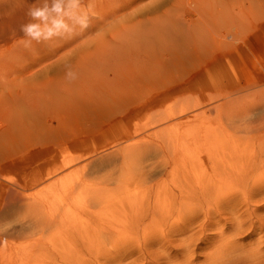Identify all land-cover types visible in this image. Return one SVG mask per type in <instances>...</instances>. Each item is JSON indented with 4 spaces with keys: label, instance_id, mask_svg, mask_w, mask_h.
I'll return each instance as SVG.
<instances>
[{
    "label": "rangeland",
    "instance_id": "1",
    "mask_svg": "<svg viewBox=\"0 0 264 264\" xmlns=\"http://www.w3.org/2000/svg\"><path fill=\"white\" fill-rule=\"evenodd\" d=\"M186 1L86 0V2L94 4L97 13V18L93 20L92 26L86 32L72 40L59 44L54 43L51 46L37 45L36 51L32 52L25 50L18 42L22 36V33L19 31V25L27 20L25 12L28 5L24 0H0V264H10L9 253L11 250H14L18 245H26L25 241L30 237H38V235H29L33 233L30 230V226L33 225L35 220L36 222H40L37 219L42 220L41 217L44 215L42 212L53 207H70L82 204L84 202L83 192L85 190V193L90 191V188H92L90 186L91 183H95L92 184L93 187L96 185L95 187L103 186L106 189H114L113 186L117 187L115 182L119 181L116 178H120V174L118 173L123 175L121 177L128 176L129 173L133 176L134 171L132 172L131 170L137 171L138 169L137 166L132 164L131 167L127 163L125 164V168H128V171L124 167L122 168L125 165L120 166L122 161L119 155L116 159V168L115 165L107 169L104 167L114 157L109 158L110 161L106 162L103 158L100 159L101 154L99 153H112L119 146H115L114 139L110 135H107L112 131L111 123L105 121L100 115L90 112L89 109H85L83 104L77 102L79 100L82 101L85 92L92 91L85 83L90 81L93 86V80L99 75L93 69L97 68L98 65L103 66L105 65L103 63L108 64L113 62L124 64L129 62L147 63L150 69L152 68V70L157 72L156 78L148 79L147 77H142L136 82L138 87L136 90L139 91V98L136 104L149 101L150 95L154 94L156 96V94L163 93L167 89L170 90L182 84L187 85L182 89H174L168 95L161 97L158 99L160 102L156 100L154 102L155 105L145 106L144 110L141 109L140 111L130 110L126 115V127L140 129L139 135L133 139L137 141L141 137L140 135L143 136L149 133L150 136H148L149 134L146 135L148 137L145 136L148 143L154 141L156 144H163V140H165L164 146L167 144L166 146L169 147L166 148L167 151L165 150L167 153L165 152L166 154L162 155L168 161L174 157L180 161H176L175 164L173 163V165H176L173 167L170 166L172 165V161L168 165L169 162L161 154L156 153V156L157 154L158 156L161 155V158L165 160V163L167 161V163L164 166L162 164L164 162H161L162 167L159 164L153 168L155 170H146L147 173L149 171L148 175L153 174L155 177L152 183L158 181L160 177L159 181L163 182L165 180L164 182H166L167 180L168 182L169 180L172 186L169 182L167 183L168 186L173 187L175 180L166 174L170 171L173 172L179 164H184V162L190 167L189 161H195L189 157L194 156L195 158L197 155L200 156V154H196V151H199L197 153L203 152L206 147V140L198 139L197 141L194 139L197 136L201 137L205 135L207 139V135L210 134L205 133L212 132L215 134L214 138L218 142L210 138L213 136L212 134L207 141H216L220 146L227 143L226 145H229L228 147L231 148L230 146H233L235 143L232 142L233 145H230L228 142L236 140L235 137V139L231 140L230 137H233V134L235 136L238 134L236 137L239 140L243 137L241 141L237 139L239 143L236 144L238 146V144H243V139H247L246 141L248 142L250 138L252 141L251 137L254 134V128L264 127V0H199L202 4L206 1V5L204 3L202 7L204 9H208L209 5L212 4L216 10L223 6L232 7V4L236 5L235 7L237 5L242 6L243 9L233 19H229V17L221 19V16L211 15L216 11L208 13L207 9L199 14L181 12L180 8H183L182 2L185 4ZM189 1L188 4L190 6L195 5V3H189ZM191 1L194 2V0ZM230 3L232 4L230 5ZM114 15L115 17L113 18ZM217 24L219 26L214 27ZM199 42L200 45H194L196 46V50L194 51L193 43ZM53 50L55 52L52 55ZM152 54L156 55L149 62L148 58ZM65 59H69L80 73L79 79L70 85L65 82L63 77L62 65ZM92 70L93 76H90ZM149 72L152 71L150 70ZM204 78H206V81ZM201 81H205L206 83L209 81L210 84V81H212L214 83H212L213 85L204 84V88H201ZM196 103L200 106L198 107L197 105L196 107ZM188 108L190 111H186L189 110ZM210 108L211 110H209ZM169 111L174 113L185 111L181 114V118L175 119L172 122H165L164 125H161V127L170 126L172 129L174 128V132L178 129L176 133H173L172 139L176 143H182V145L184 142L189 144H193V141L195 144L202 142L203 146L205 143L204 148L199 147V150L195 149L189 156H185L183 153H180V148L177 149L180 152L175 150L174 147L177 148L175 142L173 143L176 146L172 150L173 144L168 143L170 139L168 141L165 132L157 133L158 136L156 135V137L153 136L155 132L152 133L151 131H158L157 129L161 128L154 129L152 127L156 117H161L157 115L161 114L163 116ZM193 113L199 118L195 119L193 117L195 119L193 120ZM202 113L203 117L201 116ZM186 117L192 119H188V124H186ZM50 119H53L55 123L51 124ZM182 120L185 121L183 124L185 123L187 126H183ZM229 122L230 124H228ZM222 125H226L227 129L232 131L229 132L231 133L230 135L228 134L229 138L227 137L231 141L228 139L224 140L227 133L225 134V138L221 135L220 138L216 137L217 134L219 135L221 131L226 129V127L223 129ZM141 129L144 134L141 132ZM217 129H221V131L217 133ZM227 129L226 131H229ZM183 132L186 134L183 135ZM159 137L161 138L159 139ZM133 139L129 144L135 143ZM172 139L171 142L173 141ZM221 141L223 142L221 143ZM247 142L244 144L247 145ZM201 149L202 151H200ZM173 151H175V156L171 153ZM211 151H214L213 154L215 152L218 154L219 152L210 149V153H212ZM92 153H95V155L89 157ZM168 153H171L170 160L167 157L169 156ZM203 153L205 155L196 157V159L198 158L199 160L200 158V161L204 162L203 164H205L207 171L209 169L211 171V168H209L211 164L208 166L209 162L206 160L208 153L206 151ZM151 154H149L150 156L147 155L149 156L148 162L154 161L151 158ZM155 159L158 160V157ZM66 163L71 164L66 166ZM216 163L219 162L216 161ZM181 167L183 168V165ZM168 168L173 170L169 169L167 171ZM117 169H121L120 171L122 172ZM129 169H131L130 172ZM221 169L222 166L220 167ZM180 170L179 172H174L178 173L179 176V173L184 169ZM217 170L219 169L217 168ZM123 172L129 173L125 175ZM159 172H161V175ZM94 173L96 175L92 177ZM218 173L220 175V171ZM90 174L92 175L90 176ZM130 174L129 177L131 176ZM176 174L175 177H177ZM137 175L135 173L134 177ZM100 176L109 178H105L109 180L107 181L109 183L105 182V180L101 182L99 180ZM132 178L130 177L131 180ZM215 178L218 177L215 176ZM215 178L214 180H216ZM40 179H42V183H36V180ZM134 179L137 178L135 177ZM84 180L88 181L89 185L86 183L85 186H82L86 182ZM111 180L114 181L110 183ZM112 183L115 184L112 185ZM135 183L138 182L136 181ZM146 184L148 187V182ZM135 185L137 186L138 184ZM130 186H128L129 189L135 188L134 186H131L133 188ZM139 186L141 187L142 183ZM194 186L196 185L194 184ZM247 187L245 189H236V193L232 196L233 199L231 200L226 199L224 202H219L215 198H209L210 200L207 199L209 201H200L201 204L205 203L203 205L200 202L198 203L199 210L197 208L191 209V213L188 209L187 213L189 216L185 213L183 214V220L185 216L187 217L184 232L176 227L172 229L174 233H167L163 239L160 237L151 238L150 241H147L148 244L145 245L147 248L145 246V248H142V252L133 251V256L125 258L118 264H132V262L133 264H151V262L152 264L153 262L154 264H253L251 258L255 256L253 255L254 252L260 250V246H262L260 247L261 249L264 248V244H260L261 242L264 243V239L261 237L263 236L264 238V228L260 227V224L264 223V194L260 195L259 198H257V194L251 196V191ZM246 192L248 193L246 194ZM248 197L249 199H247ZM253 199H256V201H253ZM23 202H28V204L40 202L41 210L37 211L36 216L32 213V217H24L23 219L21 215L24 214L20 210ZM174 210L177 209H173L172 212ZM247 210L248 212H246ZM172 212L169 214L170 218L176 215L175 211ZM254 212L257 215L254 216ZM245 217L246 220L244 219ZM76 221L64 222L63 224H69V227L65 229L76 226L74 225ZM169 224L163 226L162 229L168 230L174 225ZM237 224L238 226L242 225V228L240 226V228L237 227ZM255 225L263 229H260L261 232L263 231V234L257 231L259 227L256 230ZM59 227L55 230L52 228L51 234H54ZM243 227L244 229L247 227L245 229L247 231H243ZM238 228L239 231L236 234L235 231ZM65 229L63 228L62 230ZM27 231L29 234H27ZM256 231L259 235L253 234ZM46 235L48 234H44V236ZM232 235L235 237L232 238ZM257 235L260 238L256 237ZM113 236L110 237V240L114 239L112 242H116V246L119 245V247L120 245L122 246L123 240L126 243L134 241V244H132L135 246L144 242V239L149 238V234L141 235L140 233H134L131 237L126 238L125 235L119 238V240L122 239L119 242L117 240L119 235L118 237L115 235L114 238ZM143 236L144 239L142 240ZM108 239H103L104 251L101 249L102 254L105 253L107 255H103L104 257L101 255V258L99 255L101 252L94 251L100 257L96 260L90 256L86 262L87 264H117L118 259L116 262H113L111 258L114 257L113 254H117L116 250H114L115 248H113L114 251L112 250L111 245L113 243L109 242ZM157 239H159V242ZM252 239H256V241ZM128 245H131V243H128ZM166 248L167 253L172 254L173 252V255L169 256L171 258H164L167 256L161 250ZM252 248L257 250H251ZM117 249L119 248L117 247ZM191 249L194 251V254ZM84 250H82L83 255L88 252V250ZM89 250H91V247H89ZM143 251L147 252L148 255ZM108 253H110L111 257ZM141 254L143 255L141 256ZM214 255L217 257H214ZM13 256H16L14 252ZM222 256L223 258L227 256L226 260L229 256L231 261L229 259L230 262H226L225 259L222 260ZM248 256H251V258ZM64 259L61 257V259L53 260L52 264H70ZM33 260H35V263L40 261L36 255L35 258L33 255H29V264ZM262 260L264 261V259Z\"/></svg>",
    "mask_w": 264,
    "mask_h": 264
},
{
    "label": "bare ground",
    "instance_id": "2",
    "mask_svg": "<svg viewBox=\"0 0 264 264\" xmlns=\"http://www.w3.org/2000/svg\"><path fill=\"white\" fill-rule=\"evenodd\" d=\"M188 1L189 0H187L186 1L187 3L185 2V4H184V2H182L183 8H180L181 12L189 13V14H199V13L204 12L207 9V8H205V9L202 8L203 4L206 1L202 4L199 0H196V1L194 0V2H192L190 0L191 2L189 1V3H192V4L195 3L194 6L191 5L192 7L190 6V4H188ZM202 1H204V0H202ZM219 1H218V3H219ZM175 2H176V0H175ZM209 2H212V1H209ZM231 4L232 3H230V5ZM205 5H206V3H205ZM212 5H209L210 7L207 9V11H209L208 13H212L213 11H216V12L212 13L211 15H218L219 17L221 16V19L222 18L227 19L228 17H229V19H233L236 16V14L240 13V10L243 9V7L240 5H237V7H235L236 5L232 4V7L223 6V7L217 8L218 10H216L213 8ZM114 17H115V15L113 16V18ZM112 21H114V19H112ZM108 24H111V23H108ZM218 26H219L218 24H217V26L214 25V27H218ZM194 45L198 46V45H200V42L196 43V44L193 43V46ZM196 46H194V51L196 50L195 49ZM54 52H55V50L52 51V55ZM155 55L156 54H152V56L148 58L149 62H150V59L152 57H154ZM169 60H171V59H169ZM163 62H165V61H163ZM103 64H105V65H103V66L98 65L97 68L93 69V70H96L97 73H99V75L97 76V78L95 80L92 79L94 82L93 86H92V83H90V81L88 83H85L86 86L89 89H91L92 91L85 92L83 94L82 101L79 100L77 102H80L81 104H83L85 109H89L90 112H94L96 115H100L101 117H103V119H105V121H107L108 123H111L110 125L112 126L111 127L112 131L110 133H108L107 135H110V137L114 139L113 142L116 143L115 146H117V145H119V146H117L112 153H109V154H105L104 152L99 153V154H101L100 159L103 158L104 161H106V162H108L109 158L114 157V159L111 158L110 160H112V161L109 160L110 162L106 163V165H104V167L106 169L109 168L110 166L114 167V165L117 162V160H116L117 156L119 155V157L121 158V161H122L121 162L122 164L120 166H122L123 164L125 165L127 163V164H130V166L133 164V165L138 167L137 171H139V172L133 170L131 168L132 166L130 167L132 170L129 169V172L131 170L132 172L134 171L135 173L138 174L137 176H135L137 179L133 180V178H135L134 172H133V174H134L133 176L129 172H127L131 175L130 176L131 178L133 177L132 180L135 182L137 181L138 183L133 182L130 179L129 174H128V176H125L127 173H124V172H126V171H124L123 174H125L124 175L125 177H121L123 175L121 173H118V174H120V178L118 177L116 179L121 181V182L116 181V179H115L116 184L115 183L114 184L117 185V187L113 186L114 189H111V188L106 189V188H103V186L95 187L96 185H94V187H93L92 184H95V183H91L90 186L92 188H90V191L85 193V191H86L85 190L83 192L84 202L82 204L70 206V207H68V206L53 207V208H50L48 210H45L44 212H42V213H44V215L41 217L42 220L37 219V221H40V222H36V220L34 221V219L32 218V220L34 222H33V225H31L32 227L30 226V230L33 233L29 234V232H30V230H29V232L27 231L28 232L27 234H29L30 236L31 235L32 236L38 235V237L37 238L30 237L28 240H26L27 242L25 241L26 245H24V244L18 245L17 244L18 246H16L14 248V250H11V252L9 251L10 257L9 256L8 257L11 260V262L9 260L10 264H29V255H33L34 258L36 255L37 258L40 260L37 263H35V260H33L32 262L35 264H52L53 260L61 259V257L65 258L64 260H67L70 264H87L86 262L88 261L90 256L94 257V259L97 260V258H99L101 255L102 256L105 255V253L102 254V251H104L103 239L109 238L108 239L109 242H112L114 239L110 240V237H112L113 235H114L113 238L115 237V235L117 237L119 235V237L117 239V240H119V238H121L125 235H126V238L131 237L134 233H140L141 235H148L149 234V238L144 239V236H143L142 240L144 239V242H142V240H141L142 243L135 245V246L133 245L134 241L128 242V243H131V245H128V243L124 242V240H123L122 246L120 245V247H119V245L116 246V242H114L115 245L112 242L113 244L111 245L112 246L111 248H112V250H113V248H115L114 250H116L117 254L115 255L112 253L114 255V257H111L110 253H108V255L112 258L113 262H116V260L118 259L116 262L118 264V263H121L125 258L127 259V257H129V256L130 257L133 256V253H134L133 251H138V253L142 252V250H143L142 248L148 244L147 241H150L151 238L154 239V238L160 237L161 239H163L166 237L167 233H171V234L174 233L172 231V229L176 228V227H177V229L183 230V232H184L185 225H186L185 222L187 221V217L184 215L186 218L184 217V220H183L182 219L183 214L185 213L186 215H188V213H187L188 209H189V211H191V209H195V208H197V210H199L198 209V203L200 201H205V200L209 201L210 200L209 198H212V199L215 198L219 202H221V201L224 202V200H226V199L231 200V199H233L232 196L236 193V189L237 190L242 189V188L245 189V187H247L249 184L250 185L248 187L250 189L249 191H251V196L252 195L254 196L255 194H257L256 196H258L257 198H259L260 195L264 194V127L254 128L255 131H254L253 136L251 137L252 141L250 138H249L250 141L248 139V142L246 141L247 139H245V140L243 139L242 140L243 144L241 143L242 145L238 144V146H237L236 143H239L238 142L239 138H237L236 136H238V134L236 136H235V134H233V137H230L231 140L234 137L236 138V140L238 139L237 142H236V140L231 141L230 139H228L229 138L228 134L230 135L231 133H229V132H232V131L227 129L226 125L225 126L222 125L224 127L223 129H225V127H226V129L229 131H226V129H225V130H223L225 132L224 133L223 131H221V129L220 130L217 129V133L221 131L220 132L221 134L219 133V135H218L216 133L217 134L216 137L220 138V135H221L222 137L225 138V134L227 133L226 138L224 140H226V139L230 140L231 142H228L230 145H233V143L236 144V145L234 144L233 146H230L231 148L228 147L229 145L228 146L226 145L227 143L226 144L224 143L221 146L218 145L216 143L217 140L214 138L215 134L212 132L211 133H209V132L205 133V134H210V135L212 134L213 135L212 137H210V135H207L208 136L207 139H206L205 135H202L201 137L196 135L197 137L194 138L197 141H198V139H205L206 140L205 143L207 142V144H206L207 148L205 147L204 142H203L204 146L201 144L202 142H200V144H195L194 141H193V144H189L187 142H184L182 145V143L181 144H179L178 142L176 143V141L172 139L173 133H176L178 131V129H176L177 131L174 132V130H173L174 128L172 129L170 126L169 127H166V126L161 127V125H164L165 122H172L175 119L181 118L182 117L181 114H183L185 111H180V112H175V113L169 111L166 114L164 113L165 115H163V116L161 114L157 115V116H161V117H159V118L156 117V120L152 124L153 125L152 127H154V129L159 128V127H161V128L157 129L158 131L153 130L151 132L152 133L155 132V133H153V136H155V137H156L157 133H164L165 132L167 134L166 137H168L167 138L168 141L170 139V141L168 143L173 144L172 150H173V147L176 146L173 143V142H175V144H177V148L174 147L175 150L180 148L181 152L179 150H177V151L180 152L181 154L183 153V155H185V156L186 155L189 156V154L192 153L195 149L199 150L200 149L199 147H202V148L205 147L203 152L206 151V153H208V157H207V159L206 158L205 159L207 160V162H209V164H207L208 166L211 164L209 167V168H211V171H210V169H209V171H207L205 164H203L204 162L202 163L200 161V158H199V160H198V158L196 159V157H200L201 155H205V153H203V152L197 153L199 151H196V154H200V156L197 155L195 158H194V156L189 157L190 159H194V161H195V162L189 161V164H191L190 167H188V165H186V163L184 162V164L183 163L179 164L177 166V168L174 170L175 172L176 171L179 172L180 168H182L181 166L183 165L182 169H184V170L179 173V176H178V173L176 174L174 171L173 172L170 171L171 173L168 172L169 174L168 173L166 174V175H168V177L171 176L170 178H173L176 181V182L174 181L173 187L168 186L167 183L169 182V180H168V182H167V180H166V182H164L165 178L163 179L164 180L163 182L161 180L159 181L160 177L158 178V181L152 183L155 180V177L152 174L153 172L151 173L152 175H148V173H149V171H152L153 168L157 167L161 162H164L165 160H167L163 155L167 151L166 148L169 146H166L167 145L166 142H165L166 145L164 146L165 140H163V144H156L154 141H152L151 143H148L147 142L148 140H146L145 138L150 136V134L147 133L149 135L146 136L147 134L145 135L142 132V129H141V132L144 135L143 136L140 135L141 137L139 139H137V141L135 139H133V138H135V136L139 135L140 129L135 128V127H132V129L127 128L126 127V124H127L126 115L128 114V112H130V110L131 111H134V110L140 111L141 109L145 108V106H151V104H154V102L156 100L160 99L163 96L168 95L171 91H174V89H177V88L182 89L183 87H186L187 85L182 84V85H179V86L172 88L170 90L167 89L163 93L156 94V96L154 94L150 95L149 101H147L145 103L143 102L144 104L143 103H137L136 104V101L139 98L138 97L139 91L136 90V89H138L136 82L138 80H140L142 77H147L148 79L149 78L150 79L156 78L157 72L152 70V68L150 69L149 66L147 65V63L142 64V63H138V62H129V63L124 64L121 62H118V63L113 62V63H108V64L103 63ZM80 70H81V68H80ZM93 70L91 71L90 76H93ZM150 70L152 72H149ZM204 79L206 81V78H204ZM205 81H203V82L201 81V84H200L201 88H204L205 85H213L212 83H214V82L210 81L211 82V84H210L209 81L207 83ZM194 101H196V100H194ZM227 103H229V102H227ZM197 105L198 104L196 103L195 106L197 107ZM199 106L200 105H198V107ZM225 107H226V105H225ZM209 110H211V108ZM186 111H190V109L186 110ZM195 113H197V112H195ZM192 115H193L192 116L193 120L199 118L194 113ZM201 116L202 117L204 116L203 113L201 114ZM245 118L247 119V117H245ZM188 119H190V118H187L186 122L188 121ZM192 119H190V120H192ZM232 119H233V117H232ZM234 119H236V118H234ZM237 119H238V117H237ZM184 120H182V122H181L182 124H183V122H185ZM190 120H189V122H190ZM241 120H243V119H241ZM259 120H261V119H259ZM239 121H240V119H239ZM230 122L228 124H230ZM245 122H246V120H245ZM50 123L54 124L55 122L53 121V119L52 120L50 119ZM248 123H249V121H248ZM174 124H175V122H174ZM186 124H188V122ZM186 124L184 123L183 126ZM241 124H242V122H241ZM180 126L182 127V125H180ZM219 127H220V124H219ZM147 128H149V127H147ZM175 128H177V127H175ZM179 131H181V129H179ZM209 131H212V130H209ZM213 131L215 132V130H213ZM222 133H224V134L222 135ZM242 133H240V134H242ZM184 134H186V133L183 132V135ZM209 137L212 138V140L215 139L216 141H214V142L211 141L212 143L207 141V140H209ZM247 137H248V135H247ZM160 138L161 137H159V139ZM242 138H240L239 141H241ZM132 139L135 140V143L131 142L132 144H129V142L132 141ZM144 139L146 142L144 141ZM163 139H165V138H163ZM171 139L173 140L172 142H171ZM153 140H154V138H153ZM140 142H142V143H140ZM222 142L223 141H221V143ZM246 142H247V145H245ZM214 143H216V144H214ZM221 143L219 142V144H221ZM248 143H250V144H248ZM120 144H124V145H120ZM210 149L215 150V151H219V152H218V154H216V152H215L214 154H216V155L214 156V154H213L214 151L213 152L211 151L212 153H210ZM200 151H202V149ZM151 153H154V154H151ZM156 153L161 154V155L163 154L162 156L165 158V160L161 158V155L158 156V154H157V156H156ZM171 153L173 156H175V151H173ZM171 153L170 154L168 153L169 156H167L169 160L171 159L170 158ZM149 154H151V158L154 161L151 158L150 159L153 162H148V160H149L148 157L150 156ZM94 155H95V153H92V154H90L89 157H92ZM147 155H149V156H147ZM217 155L219 156L218 158H217ZM157 157H158V160L155 159ZM204 157H206V156H204ZM173 159L170 161H168V160L167 161L169 162L168 165L172 161V163H171L172 165H170V166L175 167L176 165H173V163L175 164L176 161L177 162H180V161L177 158H175L174 159L175 162H174ZM167 161H166V163H167ZM216 161L219 163H216ZM146 162H148V164H146ZM186 162H187V160H186ZM164 163H162V164L165 166L166 163L165 164ZM70 164L71 163H66L65 165L68 166ZM217 164L219 165L218 167H217ZM117 166H118V164H117ZM160 166L162 167L161 164H160ZM221 166H222V169L220 170ZM123 167L125 168L126 165L122 166V168ZM115 168H116V165H115ZM217 168L219 170H217ZM102 169L104 170V168H102ZM125 169L127 170L128 168H125ZM158 169H160V168H158ZM158 169H156V170H158ZM169 169L170 168H168L167 171H169ZM177 169H179V170H177ZM234 169H237V170H234ZM120 170H118V171H120ZM146 170H149L148 173ZM153 170H155V169H153ZM170 170H173V169H170ZM92 171H94V169H92ZM199 171H200V173H199ZM219 171H220V175H222L223 177L219 175V173H218ZM233 171H235V172H233ZM120 172H122V171H120ZM161 172H159L160 175H161ZM216 172H217V174H216ZM112 173H111V176H112ZM98 174H97V176H99ZM175 174L177 177H175ZM209 174H211V175H209ZM91 175L92 174H90V176ZM95 175H96V173H94L92 175V177H94ZM215 176H217L218 178H215ZM101 177H103V176H100L99 180L101 182L103 180H105V182L109 181V180H106L109 178L103 177V179H101ZM168 177H166V178H168ZM161 178H163V177H161ZM214 178L216 180H214ZM82 180H83V178H82ZM84 181H86V180H84ZM113 181L111 180L110 183ZM37 182L39 184L42 183V179L36 180V183ZM146 182H148V185H149L148 187H147ZM86 183L89 185L88 181H86L84 184H82V186L83 185L85 186ZM107 183H109V182H107ZM133 183L138 184V185L136 186ZM141 183H142V186H141L142 188L139 186V185H141ZM232 183H233V186H232ZM114 184L112 183V185H114ZM118 184H121V185H118ZM169 184H170V182H169ZM194 184L196 186H194ZM108 185H110V184H108ZM130 185L134 186L135 188L131 187ZM191 185H192V187H191ZM128 186H130L133 189H129ZM86 187H87V185H86ZM83 188H85V187H83ZM248 192H246V194ZM240 194H238V195H240ZM240 197H241V195H240ZM245 198H246V196H245ZM207 199H209V200H207ZM247 199H249V197ZM254 200L256 201V199H253V201ZM258 200H260V199H258ZM226 202H230V201H226ZM234 203H236V202H234ZM40 204H41L40 202L39 203H33V204H28V202H23L20 210H22V213L24 215H21V214L20 215L23 216V219H24V217L25 218L32 217V213L36 216L37 211L41 210ZM200 204H201V202H200ZM203 204H201V205H203ZM223 205H224V203H223ZM225 205H227V203H225ZM237 205H239V204H237ZM201 207H200V210H201ZM257 208L259 209V207H257ZM173 209H177V210H174L176 215H174L172 218H170L169 214L172 212ZM226 210H228V209H226ZM246 212H248V210ZM191 213H192V211H191ZM202 214H203V212H202ZM255 215H257V214L254 212V216ZM260 216H259V218H260ZM240 217H241V215H240ZM256 218H257V216H256ZM30 219H29V221H30ZM244 219L246 220V217ZM21 220H22V218H21ZM72 220H73V222H74V220H77L75 222V224L73 223L76 226H73L69 229H65V228L69 227L68 226L69 224L68 223L63 224V223L67 222V221H72ZM263 220H264V218H263ZM25 221H27V220H25ZM258 221H260V220H258ZM182 222H184V223H182ZM30 223H28V224H30ZM169 223L171 225L172 224H174V225L172 227H170L168 230H163L162 229L163 226H165ZM193 223H194V221H193ZM247 223H249V222H247ZM23 225H25V224H23ZM23 225H21V226H23ZM60 225H62L61 226L62 228L59 227ZM70 225H72V224H70ZM242 225L241 226L239 225V226L242 228ZM251 225H252V223H251ZM239 226L237 224V227H239ZM248 226L250 227V225H248ZM58 227H59V229L56 230V232L54 234H51L52 231L57 229ZM258 227L259 226L257 225L256 230L258 229ZM260 227L264 228V223L260 224ZM260 227H259V230H257L258 232L261 229ZM52 228H54V229L51 231ZM63 228L65 230H62ZM239 228H238V230L236 229L235 233L237 231H239ZM246 228L247 227H245V229ZM245 229L243 227V231ZM261 230H263V229H261ZM159 231H160V233H158ZM245 231H247V230H245ZM220 232L223 233V231H221V230H220ZM220 232H218V233H220ZM256 232H254L253 234L259 235V233L258 232L256 233ZM262 232L260 231V233H262ZM44 234H48V235L44 236ZM236 234H233V235H236ZM233 235H232V238L235 237ZM258 235L256 237H259ZM54 236H56V238H54ZM218 236H219V234H218ZM169 237H171V236H169ZM261 237H262V239H264L263 236H261ZM24 238H26V237H24ZM256 239H254V240L252 239V240L256 241ZM120 240H122V239H120ZM120 240H119V242H120ZM158 240L159 239H157V241ZM195 240H197V239H195ZM206 240H207V238H206ZM257 240H259V239H257ZM190 241H192V240H190ZM221 241H223V240H221ZM161 243H162V241H161ZM257 243H255V244H257ZM19 244H21V243H19ZM155 244H156V242H155ZM221 244H220V246H221ZM260 244H264V243L261 242ZM113 245L116 247H114ZM157 245H158V243H157ZM253 246H255V245H253ZM89 247H91V250H89ZM117 247L119 249H117ZM145 247L147 248V246H145ZM260 247H262V246H260ZM260 247H259L260 250L255 249L257 251H255L253 248L251 249V250L255 251L253 255H255L256 257L254 256L253 258H251V256H248L249 258H251V261H253V264H264V261L262 260V259H264V248L261 249ZM254 248H256V247H254ZM84 249L88 250L87 254H85V255H83V253H82V250H84ZM101 249H102V251H101ZM228 249H230V248H228ZM12 251L14 252V254L16 256H13ZM94 251L95 252H101V254H99L100 256L96 255V253H94ZM105 252L107 253L106 250H105ZM161 252L167 256L164 258H171L169 256L173 255V252H172V254L167 253V248L162 249ZM193 252L194 251L192 250V253ZM217 253H218V251H217ZM145 254H147V252ZM213 254H212V256H213ZM219 254H220V251H219ZM142 255L143 254H141V256ZM242 255H244V254L242 253ZM102 256H101V258H102ZM214 257H217V256L214 255ZM226 258H227V256H226ZM226 258H223V256H222V260L225 259L226 262L231 261V259H229V256H228V259L230 261L228 259H227L228 260L227 261ZM220 259H221V256H220ZM103 260H105V258H103ZM107 260H106V262H107ZM36 261H38V260H36ZM101 261H102V259H101ZM225 261H224V263H226ZM32 262H30V264H33ZM149 262H151V261H149ZM132 264H133V262H132ZM151 264H152V262H151ZM153 264H154V262H153ZM183 264H185V263H183ZM215 264H217V263H215Z\"/></svg>",
    "mask_w": 264,
    "mask_h": 264
},
{
    "label": "clouds",
    "instance_id": "3",
    "mask_svg": "<svg viewBox=\"0 0 264 264\" xmlns=\"http://www.w3.org/2000/svg\"><path fill=\"white\" fill-rule=\"evenodd\" d=\"M28 5L26 22L19 25L22 36L19 44L32 52L37 45L51 46L69 41L86 32L97 18L94 4L86 0H24ZM67 84L75 83L79 77L69 59L62 65Z\"/></svg>",
    "mask_w": 264,
    "mask_h": 264
}]
</instances>
